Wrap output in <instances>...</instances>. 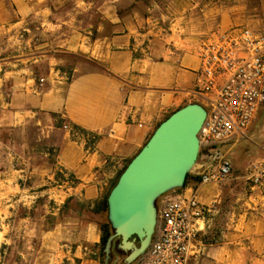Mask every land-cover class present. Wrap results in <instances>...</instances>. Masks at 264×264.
Here are the masks:
<instances>
[{
    "label": "crops",
    "instance_id": "0c3cea01",
    "mask_svg": "<svg viewBox=\"0 0 264 264\" xmlns=\"http://www.w3.org/2000/svg\"><path fill=\"white\" fill-rule=\"evenodd\" d=\"M235 27L264 33V0H0V213L26 212L21 264H105L103 200L160 124L201 105L198 48ZM227 148L232 176L196 188L188 264H264V180L238 172L264 168V117Z\"/></svg>",
    "mask_w": 264,
    "mask_h": 264
},
{
    "label": "built area",
    "instance_id": "2783aa9c",
    "mask_svg": "<svg viewBox=\"0 0 264 264\" xmlns=\"http://www.w3.org/2000/svg\"><path fill=\"white\" fill-rule=\"evenodd\" d=\"M198 56L201 69L192 96L200 100L207 116L191 174L201 178L199 185L221 184L233 173L225 147L245 137L264 106V33L244 27L217 33L199 46ZM251 176L255 183L261 182L264 168L256 167ZM196 188L189 192L182 188L164 201L150 247L133 264L189 263L191 245L200 232L198 222L205 213Z\"/></svg>",
    "mask_w": 264,
    "mask_h": 264
},
{
    "label": "water",
    "instance_id": "95a60500",
    "mask_svg": "<svg viewBox=\"0 0 264 264\" xmlns=\"http://www.w3.org/2000/svg\"><path fill=\"white\" fill-rule=\"evenodd\" d=\"M206 116L199 104H189L173 113L119 177L107 199L113 235L105 246V264L111 259L116 240L118 249L128 254L126 264L146 254L157 226L156 201L184 188L197 163L198 135Z\"/></svg>",
    "mask_w": 264,
    "mask_h": 264
},
{
    "label": "rangeland",
    "instance_id": "374dc122",
    "mask_svg": "<svg viewBox=\"0 0 264 264\" xmlns=\"http://www.w3.org/2000/svg\"><path fill=\"white\" fill-rule=\"evenodd\" d=\"M7 44L5 42L0 43V49L1 51L4 49L3 47ZM17 48V47H16ZM13 50V49H12ZM15 53V52H13ZM18 53V52H17ZM4 55V53H1ZM12 54V53H9ZM264 117V108L262 111L258 113V120ZM261 123V122H260ZM258 125L259 122H258ZM262 128H260L258 131L261 133ZM9 137V134L6 132H0V174H3L5 170H7L11 163H10V150L6 148V143ZM255 144L250 143L249 141L245 142L244 144H249L252 148V151L255 152L258 150V147H260V142H256L253 140ZM242 147V146H241ZM227 146L225 147V151H227ZM233 154L230 155V158L233 161H237L233 157L234 153L239 154L240 150H234L232 152ZM241 166V165H240ZM256 167H260V163L248 165L245 167H242L241 171L238 170L242 175H251L252 172L255 170ZM245 173V174H244ZM191 174V173H189ZM237 184L232 186L233 188L236 187ZM239 189H241L239 187ZM176 191V190H175ZM175 191L169 192L165 194L164 196L160 197L156 201V207L157 211L163 206V203L165 200L172 198L175 195ZM0 208L2 210L5 209V198L0 197ZM26 215V212L19 209V211L16 214H13L12 217H10V214L0 213V264H21V251H22V244H21V230L19 226V222L22 216ZM111 226V225H110ZM110 233H112V228H110ZM5 239H7L9 242H13L12 244H7ZM118 242L115 243V250ZM123 256L126 257L127 254L123 253Z\"/></svg>",
    "mask_w": 264,
    "mask_h": 264
},
{
    "label": "trees",
    "instance_id": "16d2710c",
    "mask_svg": "<svg viewBox=\"0 0 264 264\" xmlns=\"http://www.w3.org/2000/svg\"><path fill=\"white\" fill-rule=\"evenodd\" d=\"M125 169H126V168H125ZM125 169H124V170H125ZM122 173H123V172H122ZM122 173H121V174H122ZM121 174L119 175V177L121 176ZM119 177H118V179H119ZM118 179H117V181H116V183L114 184L113 187H115V185L117 184ZM200 181H201V178H200V177L194 176V175H192V174H188L183 189L189 187L190 185H192V186H194V187H197V186L199 185ZM181 190H182V189H178V190H176L175 192H180ZM108 196H109V194H108ZM108 196H106V198L103 200V202H102V204H101L102 209H103V211H104L105 213H108V204H107ZM110 228H111V226H110V223H109L108 221H106V222L102 225V234H103V235H102L101 247H102V250H103V256L105 257V261H106V254H105V251H104V250H105V246H106V243H107L108 239L113 235V230H112V233H110V232H111V231H110ZM116 242H118V244H119V240L114 241L113 246H112V250H114L116 253L122 255V252L118 249V244H117V246H116V250H115V248H114ZM112 250H111V255H112ZM108 263H109V262H108Z\"/></svg>",
    "mask_w": 264,
    "mask_h": 264
}]
</instances>
